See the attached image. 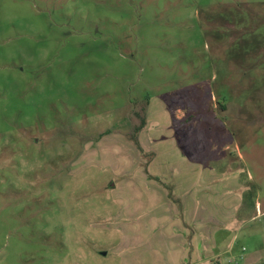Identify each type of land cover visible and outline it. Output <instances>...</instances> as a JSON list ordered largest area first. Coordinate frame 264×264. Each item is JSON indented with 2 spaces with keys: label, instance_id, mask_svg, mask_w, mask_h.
Listing matches in <instances>:
<instances>
[{
  "label": "rangeland",
  "instance_id": "rangeland-1",
  "mask_svg": "<svg viewBox=\"0 0 264 264\" xmlns=\"http://www.w3.org/2000/svg\"><path fill=\"white\" fill-rule=\"evenodd\" d=\"M190 164L241 179L228 256L264 264V0H0V264H217Z\"/></svg>",
  "mask_w": 264,
  "mask_h": 264
},
{
  "label": "crops",
  "instance_id": "crops-1",
  "mask_svg": "<svg viewBox=\"0 0 264 264\" xmlns=\"http://www.w3.org/2000/svg\"><path fill=\"white\" fill-rule=\"evenodd\" d=\"M190 166L195 167L192 169L197 171L198 175L203 177L205 182L208 180L206 186L215 181L218 182H216L213 188H207L209 191H214L213 193H207V195H194L193 192L189 190H186V192L179 190L180 194H177L181 198L180 201L182 204V217L180 219L185 223L188 221L187 225L190 224L189 226H191L190 228L192 229V235L189 236L188 240L189 245L192 247L189 257L193 258L195 261L198 260L200 263L216 262L217 264H221L224 258L221 260L220 258L224 254L228 256V254L233 253L234 240L240 233L238 232L240 229L233 228V223L236 219V208L240 206V194H237V191L235 194L226 193V189L228 188L227 185H233L240 191L243 189L241 186L242 182L240 178L234 175L233 177L224 176L221 167L215 168L213 165H203L205 169H200L197 164H190ZM249 177L248 179H250ZM251 179L253 180V178ZM243 184H246V182ZM216 187H220V189L224 187V191L219 193L218 208H215V202H213L211 206L212 200H216L218 197L217 195H219L216 192ZM242 195L243 194H241V196ZM254 196L256 200L255 207L257 208L256 214H259L258 209L260 210V200L257 194H254ZM200 200H203V202ZM231 201L232 203H230ZM201 204H203L202 207ZM260 214H264V209L260 211ZM248 258L250 259L249 256ZM248 258L247 256L243 257V259L247 260V264L249 262ZM226 261L231 264H239L231 255L228 256Z\"/></svg>",
  "mask_w": 264,
  "mask_h": 264
},
{
  "label": "trees",
  "instance_id": "trees-1",
  "mask_svg": "<svg viewBox=\"0 0 264 264\" xmlns=\"http://www.w3.org/2000/svg\"><path fill=\"white\" fill-rule=\"evenodd\" d=\"M139 129H140V126H137V127L135 128V131L137 132Z\"/></svg>",
  "mask_w": 264,
  "mask_h": 264
}]
</instances>
